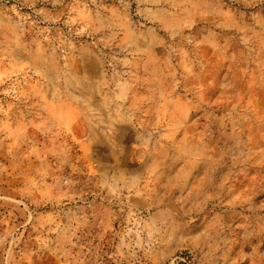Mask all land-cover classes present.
I'll return each instance as SVG.
<instances>
[{"label":"rangeland","instance_id":"obj_1","mask_svg":"<svg viewBox=\"0 0 264 264\" xmlns=\"http://www.w3.org/2000/svg\"><path fill=\"white\" fill-rule=\"evenodd\" d=\"M0 264H264V0H0Z\"/></svg>","mask_w":264,"mask_h":264}]
</instances>
